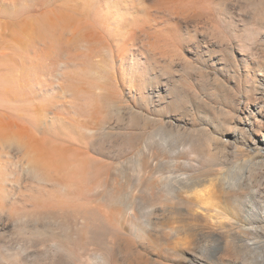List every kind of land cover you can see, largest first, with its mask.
Masks as SVG:
<instances>
[{
    "label": "rangeland",
    "instance_id": "rangeland-1",
    "mask_svg": "<svg viewBox=\"0 0 264 264\" xmlns=\"http://www.w3.org/2000/svg\"><path fill=\"white\" fill-rule=\"evenodd\" d=\"M0 264H264V0H0Z\"/></svg>",
    "mask_w": 264,
    "mask_h": 264
}]
</instances>
